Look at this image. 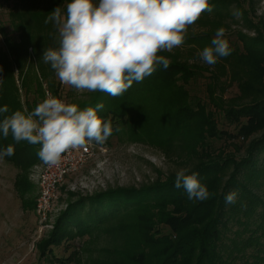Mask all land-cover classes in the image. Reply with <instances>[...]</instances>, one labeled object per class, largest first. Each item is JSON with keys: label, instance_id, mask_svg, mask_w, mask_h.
<instances>
[{"label": "trees", "instance_id": "1", "mask_svg": "<svg viewBox=\"0 0 264 264\" xmlns=\"http://www.w3.org/2000/svg\"><path fill=\"white\" fill-rule=\"evenodd\" d=\"M68 3L47 0L43 10L10 13L11 32L1 31L6 50L0 51V107L7 105L9 109L5 116L16 111L27 114L41 103L28 100L26 108L23 106L15 69L27 93L41 95L46 81L59 96L55 72L42 59L44 49L59 47V36L45 19L57 7L63 14ZM214 36L213 31H187L184 45L192 48L191 59L168 55L172 63L167 70L161 67L142 82H133L119 97L96 92L80 107L103 104L98 115L105 120L111 117L116 126L120 119L132 118L134 103L147 104L153 91L166 90L176 108L171 115L174 128L169 144L186 140L178 154L192 166L189 174L199 173L212 194L210 198L204 202L188 200L183 189L174 187L175 175L171 174L166 182L140 191L119 190L80 199L57 221L45 255L67 264L54 255L63 239L104 233L110 244L100 264H264V43L257 41L256 47L245 43L243 50L230 46V56L215 66L203 67L198 64V53ZM36 70L44 83L34 75ZM200 78L208 81L206 97L214 110L187 88ZM226 84L236 86V97L224 99ZM120 98L122 109L118 108ZM218 113L228 122L224 126H234L232 130L220 127ZM216 142H223V146L217 148ZM8 145L14 147V155L2 160L19 170L26 171L39 159V144H17L11 135L0 137V148ZM233 191L239 194L236 203L226 204L225 195ZM67 261L74 262V256Z\"/></svg>", "mask_w": 264, "mask_h": 264}, {"label": "rangeland", "instance_id": "2", "mask_svg": "<svg viewBox=\"0 0 264 264\" xmlns=\"http://www.w3.org/2000/svg\"><path fill=\"white\" fill-rule=\"evenodd\" d=\"M210 3L214 4L213 11L201 15L195 24L189 26L188 31H213L216 34L218 29L224 28V38L232 48L239 50L245 48V43L251 47H256L254 44L257 41L264 43V0H210ZM45 4L47 0H0V51L6 50L5 37L1 31H7L8 34L11 32L10 13L43 10ZM191 49L190 46L183 45L171 53L162 54L166 58L174 55L182 60H189L193 55ZM168 59L171 62L172 58ZM198 64L208 66L200 60ZM236 72L241 73L240 69H236ZM17 73L15 69L19 98L23 106L26 108L25 103L28 100L32 104L42 102L44 88L42 87L41 95L27 93ZM34 75L40 83H44L37 70ZM55 83L59 95L63 96L66 103L76 104L79 108L90 102V97L96 93H77L67 85L61 88L56 75ZM44 84H47L46 81ZM207 85L208 81L200 78L187 88L191 95L199 97L208 104L209 109L214 110L209 106L206 97ZM165 91H153L147 104L142 101L134 103L132 118L129 121L120 119L116 126L112 125L113 134L106 143L98 144L101 147L100 154L85 163L80 170L66 176L65 184L59 190L58 205L47 222H40L35 206L32 209L39 197V187L34 178L37 167L42 165L41 161L36 160L26 171H22L0 160V264H61L55 262L54 257L45 255V251L53 237L57 221L70 205L80 199L112 191H140L156 183L166 182L169 175H176L181 169H191L192 166L178 154V149L186 140L176 139L169 144L172 136L170 132L174 128L171 115L176 108L172 97L164 93ZM217 91L220 92V89ZM237 94L236 86L226 84L224 99H232ZM118 103V108L122 109L124 101L120 98ZM107 110L109 109L105 111ZM217 115L221 128H234L229 124L227 127L223 125L228 122L222 113ZM216 144L217 148L223 146V142ZM62 241L55 248L54 255L65 259L67 264H100L104 260L103 251L110 244L109 236L104 233L83 238L73 235ZM72 255L74 262H68Z\"/></svg>", "mask_w": 264, "mask_h": 264}, {"label": "clouds", "instance_id": "3", "mask_svg": "<svg viewBox=\"0 0 264 264\" xmlns=\"http://www.w3.org/2000/svg\"><path fill=\"white\" fill-rule=\"evenodd\" d=\"M210 0H69L62 14L57 7L45 19L58 32L59 47L44 49L42 59L63 85L77 93L103 92L122 96L152 76L167 70L171 53L184 45L189 26L204 12H212ZM225 29L217 30L209 46L198 53L201 62L215 66L232 54ZM0 80V84H2ZM103 104L80 109L52 95L25 114L10 116L7 105L0 107V137L19 144L26 141L41 147V163L54 167L63 154L95 142L103 145L113 134L111 120L98 115ZM119 131V129H116ZM14 155V147L0 148V160ZM174 187L183 189L188 200L204 202L212 195L198 172L181 169ZM238 192L225 195L226 204H235Z\"/></svg>", "mask_w": 264, "mask_h": 264}, {"label": "built area", "instance_id": "4", "mask_svg": "<svg viewBox=\"0 0 264 264\" xmlns=\"http://www.w3.org/2000/svg\"><path fill=\"white\" fill-rule=\"evenodd\" d=\"M59 85L61 88L66 86L61 84L60 81ZM43 88L44 100L50 94L66 103L63 96H56L47 84H44ZM100 151L101 147L95 142H92L80 149L69 150L63 154L61 162L54 167H48L43 164L37 167L38 169L35 172L36 176L34 180L39 187V197L36 200L35 212L40 222H47L50 214L57 207L60 194L59 190L64 186L66 176L71 172L80 170L85 163L97 157Z\"/></svg>", "mask_w": 264, "mask_h": 264}]
</instances>
